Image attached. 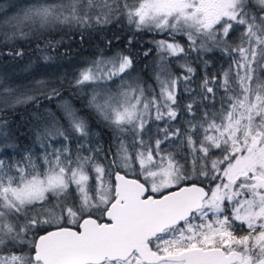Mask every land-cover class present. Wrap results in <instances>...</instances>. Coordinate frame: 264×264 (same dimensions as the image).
<instances>
[{"label":"snow or ice","instance_id":"1","mask_svg":"<svg viewBox=\"0 0 264 264\" xmlns=\"http://www.w3.org/2000/svg\"><path fill=\"white\" fill-rule=\"evenodd\" d=\"M0 97V264H264V0L0 6Z\"/></svg>","mask_w":264,"mask_h":264},{"label":"rangeland","instance_id":"2","mask_svg":"<svg viewBox=\"0 0 264 264\" xmlns=\"http://www.w3.org/2000/svg\"><path fill=\"white\" fill-rule=\"evenodd\" d=\"M23 2L24 0H0V6L6 7L9 3L15 4V3H23ZM98 43H99L98 41L91 39L88 43H85L83 45L73 44L72 45L73 55L71 57H66L64 59H60L57 61L59 64L65 65V67L60 69L61 73L65 71L71 72L74 70L68 66V61L70 59L71 60L77 59V57L75 56V53H81V55L79 56V59L81 61L92 59L93 58L92 54L95 52H98ZM61 51L63 52L64 49H61ZM153 55H155V53H153ZM149 58L150 60L148 59L147 61H143L140 65H138V72L142 74L145 72H147L148 74H151V66L148 69H145L144 67L145 64L151 65L152 57H149ZM32 59L35 62V57H33ZM41 63H43V61H41ZM16 75L19 76L21 79H19L20 80L19 82L14 77L15 84L13 85V87H16L18 89L17 95H19L20 93L26 91L28 88H30L34 84V79L31 77L25 79V77H27L28 74L26 72H21L19 70L16 71L15 76ZM9 76H12L11 72H9ZM44 78L45 77H42V76H36L35 80H40ZM22 81H26V82H22ZM12 100L13 98L11 97H7V98L0 97V107H4L7 103H11ZM41 103L47 105L49 102L41 98ZM33 107L34 105H31L29 103H23V104L16 105L14 111H10L9 113V115L11 116V120H16L17 123H19L22 119H26L28 117V114L33 110Z\"/></svg>","mask_w":264,"mask_h":264},{"label":"trees","instance_id":"3","mask_svg":"<svg viewBox=\"0 0 264 264\" xmlns=\"http://www.w3.org/2000/svg\"><path fill=\"white\" fill-rule=\"evenodd\" d=\"M149 37H145V39H148ZM57 39H59V36L57 37ZM65 42L66 43H72V45L73 44H79V42H78V38H76V42H71V41H69L67 38H65ZM149 60H150V58H149ZM17 77V78H16ZM15 79L17 80V81H19L20 82V80L19 79H21L19 76H15ZM22 82H26V81H22ZM21 115V114H20ZM9 119L11 120V116L9 115Z\"/></svg>","mask_w":264,"mask_h":264}]
</instances>
